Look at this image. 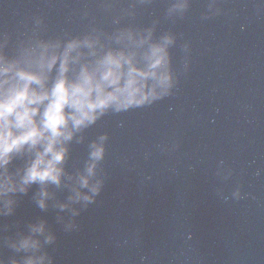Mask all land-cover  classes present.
Here are the masks:
<instances>
[{"label":"water","instance_id":"water-1","mask_svg":"<svg viewBox=\"0 0 264 264\" xmlns=\"http://www.w3.org/2000/svg\"><path fill=\"white\" fill-rule=\"evenodd\" d=\"M98 2L0 0V33L29 29L35 15L50 29L80 31L86 22L79 6ZM169 2L138 5L123 23L146 27L159 20L154 36L176 37L169 49L175 87L152 105L107 115L87 131L88 138L108 133L100 168L105 184L76 218L77 229L61 230L55 211L41 212L31 193L15 216L0 220L14 231L45 218L57 234L49 249L55 264H140L141 257L145 264H264V2L190 0L171 18ZM91 11L111 28L110 15ZM85 154L84 145L74 144L69 169ZM221 161L231 170L227 180L217 175ZM236 187L239 200L225 203L216 194L231 197ZM57 195L64 199L66 192ZM0 255L11 253L0 247Z\"/></svg>","mask_w":264,"mask_h":264},{"label":"clouds","instance_id":"clouds-1","mask_svg":"<svg viewBox=\"0 0 264 264\" xmlns=\"http://www.w3.org/2000/svg\"><path fill=\"white\" fill-rule=\"evenodd\" d=\"M150 2L81 4L79 16L86 27L80 31L50 29L44 16L35 15L29 29L15 36L0 33V220L15 216L21 198L31 193V202L41 212L55 211L61 230H76V218L96 203L105 184L100 168L108 133L88 138L87 131L107 115L147 107L171 95L176 79L169 49L176 37L170 32L155 37L159 20L146 27L123 23L135 17L138 5ZM189 2L170 0L166 17L182 15ZM93 7L110 15V29L97 22ZM117 7L119 12L114 11ZM71 20L67 17L66 23ZM74 144L84 145L86 154L70 170ZM217 175L224 180L231 176L223 161ZM60 192H66L64 199L58 197ZM216 194L225 203L242 198L240 187L231 197L220 189ZM11 229L0 227V247L11 253L7 258L0 255V264H55L49 249L57 234L45 218ZM146 259L141 257L140 264Z\"/></svg>","mask_w":264,"mask_h":264}]
</instances>
